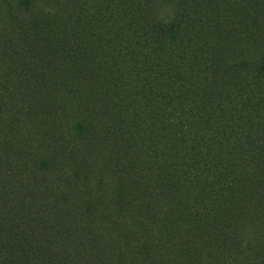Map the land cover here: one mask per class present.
<instances>
[{
  "label": "trees",
  "instance_id": "16d2710c",
  "mask_svg": "<svg viewBox=\"0 0 264 264\" xmlns=\"http://www.w3.org/2000/svg\"><path fill=\"white\" fill-rule=\"evenodd\" d=\"M0 264H264V0H0Z\"/></svg>",
  "mask_w": 264,
  "mask_h": 264
}]
</instances>
